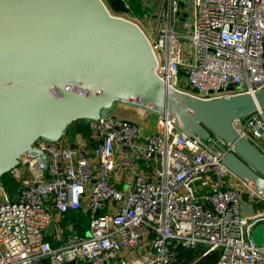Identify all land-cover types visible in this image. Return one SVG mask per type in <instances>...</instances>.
Wrapping results in <instances>:
<instances>
[{"label":"built area","instance_id":"obj_1","mask_svg":"<svg viewBox=\"0 0 264 264\" xmlns=\"http://www.w3.org/2000/svg\"><path fill=\"white\" fill-rule=\"evenodd\" d=\"M159 18L145 34L170 86L199 97L264 86V0H164ZM232 125L264 153V107ZM156 127L111 115L92 121L91 150L66 134L35 140L45 161L24 153L15 186L0 179V264H178L180 248L194 252L186 264L212 251L214 264H264L241 210L244 193L264 199L222 163L224 141L202 144L158 114Z\"/></svg>","mask_w":264,"mask_h":264},{"label":"water","instance_id":"obj_2","mask_svg":"<svg viewBox=\"0 0 264 264\" xmlns=\"http://www.w3.org/2000/svg\"><path fill=\"white\" fill-rule=\"evenodd\" d=\"M155 69L142 28L104 0H0V179L24 153L45 161L35 140L57 142L72 124L111 116L122 103L169 119L202 144L220 137L222 163L264 199V153L232 125L264 107V86L199 97ZM241 210L245 230L260 240L264 213L245 198Z\"/></svg>","mask_w":264,"mask_h":264},{"label":"rangeland","instance_id":"obj_3","mask_svg":"<svg viewBox=\"0 0 264 264\" xmlns=\"http://www.w3.org/2000/svg\"><path fill=\"white\" fill-rule=\"evenodd\" d=\"M115 1L119 6L122 7L120 10L115 11L114 13L123 15L133 20L134 22L138 23V25L142 28L144 33L150 34V32H153L155 30L156 26L154 27V23L156 22L157 19H160L157 13H160L162 6L164 4V0H115ZM106 5L108 6V4ZM181 8L183 9L182 5ZM188 8L190 9L189 4H188ZM182 42L184 46L188 45L187 40H182ZM134 108L137 109L136 107ZM133 117L136 118L137 116L133 114ZM155 119L156 117L153 114L147 113L145 122L152 123V121L154 122ZM72 128L73 126L71 125L68 128V131H71ZM9 177H10V172L7 173L6 177L2 176L1 178L7 188H12L15 186V182L10 180Z\"/></svg>","mask_w":264,"mask_h":264},{"label":"crops","instance_id":"obj_4","mask_svg":"<svg viewBox=\"0 0 264 264\" xmlns=\"http://www.w3.org/2000/svg\"><path fill=\"white\" fill-rule=\"evenodd\" d=\"M157 14L159 16V13ZM158 24H159V19H157L156 22L154 23V27L155 26L157 27ZM134 107H136L137 109H135ZM111 113L113 116L121 117L125 119L129 118V120L132 119L133 121L137 122L142 127V131L144 134L151 133L152 131H155L157 129L156 119L154 122L152 121V123L145 122L147 113L153 114L155 117H157V114L153 112H149L143 108H140L137 106H130V105L122 104V103H116L114 104ZM133 114H135L137 117L134 118ZM91 131H92V121L84 122V123H77V124L74 123L72 130L67 131L66 135L69 136V138L71 139V141H73L75 145L82 146L85 148V150H91L92 148V145L90 143ZM247 195H248L247 193H244L242 195V198L249 200L248 198H246ZM261 205L259 206L256 205V206L257 208L258 207L262 208L261 210L264 211V204L262 206ZM253 240L258 243L264 242V229L260 231V240H255V239Z\"/></svg>","mask_w":264,"mask_h":264},{"label":"trees","instance_id":"obj_5","mask_svg":"<svg viewBox=\"0 0 264 264\" xmlns=\"http://www.w3.org/2000/svg\"><path fill=\"white\" fill-rule=\"evenodd\" d=\"M106 4H108L109 8L115 12L121 9L122 6H119L115 0H104ZM74 126V124H72ZM7 173L3 175V177H6ZM81 215L79 212H68L64 216V220L71 219L74 221V219H80ZM180 261L178 264H186V262L193 258L194 252L188 248H180ZM217 252L212 251L207 253L205 256H203L201 259H199L195 264H214L216 258H217Z\"/></svg>","mask_w":264,"mask_h":264},{"label":"bare ground","instance_id":"obj_6","mask_svg":"<svg viewBox=\"0 0 264 264\" xmlns=\"http://www.w3.org/2000/svg\"><path fill=\"white\" fill-rule=\"evenodd\" d=\"M258 209V208H257Z\"/></svg>","mask_w":264,"mask_h":264}]
</instances>
